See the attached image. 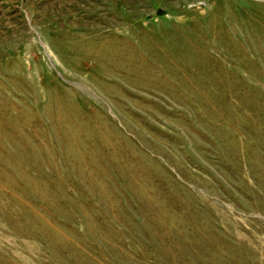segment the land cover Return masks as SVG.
<instances>
[{"label": "rangeland", "instance_id": "obj_1", "mask_svg": "<svg viewBox=\"0 0 264 264\" xmlns=\"http://www.w3.org/2000/svg\"><path fill=\"white\" fill-rule=\"evenodd\" d=\"M0 264H264V0H0Z\"/></svg>", "mask_w": 264, "mask_h": 264}]
</instances>
